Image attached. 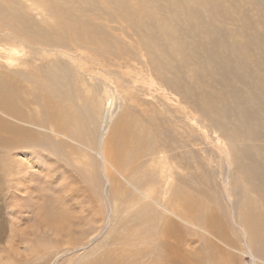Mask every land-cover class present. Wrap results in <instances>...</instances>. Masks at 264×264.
<instances>
[{"label": "rangeland", "instance_id": "374dc122", "mask_svg": "<svg viewBox=\"0 0 264 264\" xmlns=\"http://www.w3.org/2000/svg\"><path fill=\"white\" fill-rule=\"evenodd\" d=\"M166 1L0 0V85L22 84L32 97L27 79L40 67L52 70L56 61L71 67L82 92L64 91L63 79L57 111L70 106L69 95L77 110L72 114L82 112L84 123L68 134L59 116L66 134L59 137L38 105L23 107L36 119L30 128L40 139L14 150L0 146V264H129L134 249L143 252L140 264H165L163 228L169 223L189 239V256L208 264H262L244 237L249 214L264 226V137L248 141L253 148H247V163L257 166L259 176V182L249 181L243 173L248 165L238 169L232 162L230 150L239 141L223 132L220 106L229 101L237 110L226 120L238 124L240 118L256 129L252 101L241 91L251 93V83L231 72L227 54L215 61L202 46L215 51L232 45L237 58L233 26L214 24L220 16L238 24L240 6L252 23L245 13L254 6L213 0L222 6L213 10L211 23L206 11L191 8L175 25L170 5L178 0L169 3L174 15L167 11L160 20ZM226 8L232 19L222 12ZM19 13L30 20L20 29L14 21ZM10 41L25 45L15 42L19 53L6 56ZM65 42L70 46L61 50ZM42 44L61 51L42 52ZM194 50H202L205 63L193 59ZM1 119L20 125L6 115ZM39 141L51 151L35 147ZM193 198L204 208L191 205ZM207 221L232 226L227 240Z\"/></svg>", "mask_w": 264, "mask_h": 264}, {"label": "bare ground", "instance_id": "6f19581e", "mask_svg": "<svg viewBox=\"0 0 264 264\" xmlns=\"http://www.w3.org/2000/svg\"><path fill=\"white\" fill-rule=\"evenodd\" d=\"M171 1L172 0H167L161 6L163 12L160 14V20L165 21L166 12L169 11L171 14H173L172 12L173 10L175 12V16H174L175 25L180 23L182 18H184L188 14L189 9L191 8H196L199 11L200 10L206 11V14H209V18L207 19V21L208 23H211L213 21L212 19L213 10L222 6L218 2L213 0H205V2L201 0H178L173 3H171ZM7 2H12V0H7ZM169 3H171L170 6L172 10L171 8H169ZM239 3H235L231 7L232 8L236 7L239 5ZM247 4L254 6L251 9V11H246L245 13V16L248 17L252 21V23L248 22L244 18L243 15H244L245 7L240 6V9L239 7H236L239 13L238 16L240 17V19L238 20V24H236V22L232 20L228 21L223 16H220L219 22L214 24V25L217 24L223 25L225 28L228 25L233 26L236 36L238 38L237 42L239 44V45L234 44L235 50H237L239 47L237 58L232 57V54L234 53L233 51H231L232 45L223 44L221 48H218L215 51H211V47L208 45L204 44L202 46L205 47V50L209 56H213L215 61H218L224 56V54H227L228 65L234 69L231 72H237L239 77H241L243 80L247 81L248 83H251V93H248L247 90H243V89H241V91L244 93L246 98L248 99L250 98L252 101L253 114L255 115V117L259 122V126L256 129L250 130L245 124L240 123V118L238 124H235L233 122V119L230 122L226 120V117L230 116L228 113H233V111L237 110V108L229 101L224 104H220V106L223 111V115H222L223 132L231 138L230 140L237 139L239 141V144L236 145L233 150H230L231 158L234 166L238 169H242V166L244 164H247L248 167L243 170V173L246 175L249 181L255 180L256 182H259L257 166L254 164L250 165L249 163H247V159L251 158V153L247 150V148H253L248 142L250 139H258L264 137V0H248ZM2 5L5 4L2 3ZM221 10L223 13H225L228 19H232L234 17L233 14L229 13V8L221 9ZM5 12L8 14V18L12 20L11 19L12 15L9 14L8 8L5 9ZM252 14H254V16ZM14 21L16 28L20 29L25 24L29 23L30 20L23 13H19L14 16ZM136 31L144 35L140 30H136ZM10 42H8L10 48H5V52L7 54L6 56H12L13 54L19 53V51H17L18 49L16 50L15 48L16 47V45H14L15 42L25 45V42H20V41H10ZM61 45H62L61 50L70 46L69 42L61 43ZM93 46L96 48V40L93 43L92 47ZM41 49L42 52L61 51L55 49L49 50L44 44H42ZM74 52L76 54L79 53V48H75ZM129 53H131V51L128 52V55ZM133 54L137 57V54L135 53ZM201 55H202V50L200 51L194 50L192 54L194 60L197 61L201 60L203 63H205L204 58ZM82 58L83 56L79 57V59ZM50 63L53 64L54 69L46 70L45 69L46 66L40 67L39 71L41 73H35L34 77H30L27 79L28 83L30 82L32 83V90H30V92L32 93V97H30L28 93L24 91L23 89L24 86L23 87L21 86L22 84L20 85V88H18V86L16 85L15 88L10 89V87H7V85L1 83L2 85H0V115L3 116L6 115L7 117H10L11 120L17 121L20 123V125H25V126L21 128L19 127L20 125L19 126L14 125L12 121L1 119L0 146L3 147L9 146L12 150H14L19 147L21 148L28 147V145L31 147V145L35 143L36 139H40L37 138L39 136L35 131H33V128H30L31 124H34L36 119L34 117L32 118L28 116L29 114L27 115V113H25L26 110L25 112L23 111L24 109L23 107L31 108L32 105L33 106L35 104L38 105L42 111V115L44 117L43 120L45 119L55 124L54 126L55 129H53V132L56 136L59 137H63L66 135L63 134V131L61 130L62 123L59 116L61 117L63 116L64 125L66 127L65 132L68 134H76L77 129L75 128L79 127L77 123L79 125L84 124L81 121L82 112H78L79 113L78 116L72 114L77 110L76 111L72 110V107L74 105V100L69 95L66 96V98L69 99L67 100L68 104L70 105L68 106L69 108L66 107L62 111L61 110L57 111V108L59 109L61 108V106L59 105L56 96L59 98V95L61 94V92H63L61 89L63 79L65 80V87H66L64 91H67L69 94H73L77 90L79 92H82L81 91L82 86L80 88L78 84L79 82V80L77 79L78 77L77 78L75 77L76 73L72 70L71 67L70 69H66L62 67L57 61ZM196 64L197 66H199L197 62ZM253 70L254 71L256 70L258 73L255 74L256 71L254 72ZM82 82L83 85H87L85 84L86 82L84 79H82ZM71 86L73 88H71ZM88 90H84V91L87 92ZM87 109L88 108H86V110ZM208 111L209 114L206 117L207 119L211 117L213 113L212 112L213 108L209 107ZM85 115H88V113H86ZM231 116L232 118H234L233 115ZM88 120L91 122L92 118L89 116ZM24 127H28L30 129H25ZM9 135H11L13 138L10 137L9 139L8 138ZM125 135L126 133L124 134V136ZM130 137L134 138L133 135H130ZM124 143H127V141L122 142L121 139L115 140V144L122 145ZM34 146L37 148L39 147L40 149L43 148L44 151H51L50 146H48L46 142L43 143L39 141L38 144ZM107 151L111 155L110 144L107 146ZM104 163L111 168V164H108L109 163L108 161ZM4 168L2 169L1 167L2 171L4 170ZM190 204L195 205L199 209L204 208V202L199 199L193 198V201ZM250 219H251V214H249L248 221L245 227V236L249 240L246 237L244 238L247 240V243L250 244V248H257L259 250V258H260L259 262L263 264L264 263V226H262L259 223H253L250 221ZM207 223L209 229L213 231L215 234L218 233L222 240L225 239L227 240L225 234L226 230L232 232V230L230 229L232 226H229L227 222L207 221ZM179 228L177 225L172 223L167 224L163 228L164 230L163 239H165L166 249L168 253L165 259L166 261L165 264H208V261H210L208 259H207L208 261L206 260L204 262V260L202 261V259H200L201 257L199 256H194V255L189 256L185 253L186 246L190 245L191 243L189 242V239L187 240L186 236L183 234V230L181 231ZM232 241L228 240L230 245L235 244L234 241L233 242ZM140 251L139 249H134L132 250L130 255H127V260L129 261L128 262L129 264H140V261L142 259L141 253L143 254V252Z\"/></svg>", "mask_w": 264, "mask_h": 264}]
</instances>
